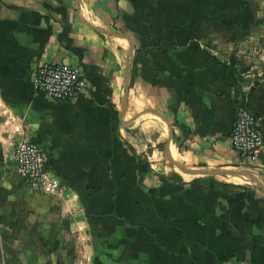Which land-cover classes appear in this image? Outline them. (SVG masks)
<instances>
[{
    "label": "crops",
    "instance_id": "obj_1",
    "mask_svg": "<svg viewBox=\"0 0 264 264\" xmlns=\"http://www.w3.org/2000/svg\"><path fill=\"white\" fill-rule=\"evenodd\" d=\"M262 23L264 0H0V264H38L42 244L62 249L48 264H264V147L247 176L230 144L237 106L264 143ZM45 63L88 92H35ZM138 118L163 153L134 143ZM24 139L60 196L22 190Z\"/></svg>",
    "mask_w": 264,
    "mask_h": 264
},
{
    "label": "built area",
    "instance_id": "obj_2",
    "mask_svg": "<svg viewBox=\"0 0 264 264\" xmlns=\"http://www.w3.org/2000/svg\"><path fill=\"white\" fill-rule=\"evenodd\" d=\"M33 90L48 98L74 104L80 93L88 92L83 74L75 67L45 63L34 73ZM230 144L238 159V171L250 173L257 167L264 143L256 117L244 106L235 109ZM13 157L19 177L46 196L63 193L58 178L49 170L48 153L37 143L22 140L14 146Z\"/></svg>",
    "mask_w": 264,
    "mask_h": 264
},
{
    "label": "rangeland",
    "instance_id": "obj_3",
    "mask_svg": "<svg viewBox=\"0 0 264 264\" xmlns=\"http://www.w3.org/2000/svg\"><path fill=\"white\" fill-rule=\"evenodd\" d=\"M262 24L264 26V23H262ZM139 121H140V119L138 118L136 121H134V126L133 127H130L131 130H132V132L129 133V136H131L132 138H134V143L135 144H138V146H140V145H144L148 141L149 146H152V147H151V149H148L147 150L146 154L144 153L145 155L148 154V156H150L151 153H152L151 152L152 150H154V151L155 150H158L160 152V154L163 153L165 151V147H164L165 145H164V143L161 145V147L159 149L156 148V145H157L156 144L157 143L156 142L157 133L154 132V130H151V131H149L147 133H141L139 131V128H138ZM153 144H155V145H153ZM148 156H146V157H148ZM160 158L161 159L159 161H160L161 166H166V165L167 166H170L169 165L170 163H168V161L163 158V155H161ZM170 168L172 169V171H170V172H174L173 171V168L174 169H178L177 167H174L172 165L170 166ZM156 170L160 172L162 169L160 170V168L157 167ZM237 171L238 170H236L234 172L236 173ZM239 173H240V171H239ZM240 174H243V175L245 174L246 175V173H240ZM172 177L173 178H181L180 175H178V173H173L172 174ZM233 181H235V180H233ZM235 182H237V181H235ZM29 188H31V187L26 182L23 181L22 190H25V189L28 190ZM46 234H44V232L38 231L37 232V235L38 236H35V237L40 238L42 236H48V233H46ZM42 238H44V237H42ZM9 248L12 249V247H9ZM22 249H24V248L21 247V250H20L21 253H22ZM60 249H57V251H55V253H52L51 251L49 252V250L47 248H45L43 244H42V246L37 247V262H38V264H48V263H50V262H48V260L51 259V257H53V259H55L56 262H61L62 249L61 250ZM58 264H60V263H58Z\"/></svg>",
    "mask_w": 264,
    "mask_h": 264
},
{
    "label": "water",
    "instance_id": "obj_4",
    "mask_svg": "<svg viewBox=\"0 0 264 264\" xmlns=\"http://www.w3.org/2000/svg\"><path fill=\"white\" fill-rule=\"evenodd\" d=\"M171 160V162H173V164H174V161H172V159H170ZM174 165H176V164H174ZM178 169H182V170H187L186 168H184V167H182V166H176ZM196 172V171H195ZM234 174H235V172H234ZM246 175H250V173L248 174V173H246ZM177 181L178 182H181V180L180 179H177Z\"/></svg>",
    "mask_w": 264,
    "mask_h": 264
}]
</instances>
